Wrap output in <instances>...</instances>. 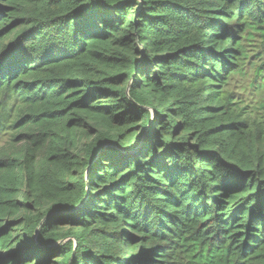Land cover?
Instances as JSON below:
<instances>
[{"label":"trees","instance_id":"obj_1","mask_svg":"<svg viewBox=\"0 0 264 264\" xmlns=\"http://www.w3.org/2000/svg\"><path fill=\"white\" fill-rule=\"evenodd\" d=\"M0 264H264V0H0Z\"/></svg>","mask_w":264,"mask_h":264},{"label":"rangeland","instance_id":"obj_2","mask_svg":"<svg viewBox=\"0 0 264 264\" xmlns=\"http://www.w3.org/2000/svg\"><path fill=\"white\" fill-rule=\"evenodd\" d=\"M256 92L253 91L251 88H249L246 92H245V96L246 98H256V99H259V96L258 95H255Z\"/></svg>","mask_w":264,"mask_h":264}]
</instances>
